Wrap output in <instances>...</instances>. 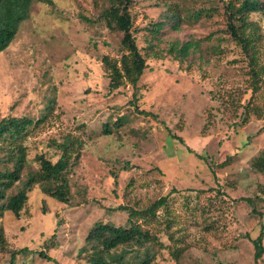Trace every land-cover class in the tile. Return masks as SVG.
Segmentation results:
<instances>
[{"label":"rangeland","instance_id":"rangeland-1","mask_svg":"<svg viewBox=\"0 0 264 264\" xmlns=\"http://www.w3.org/2000/svg\"><path fill=\"white\" fill-rule=\"evenodd\" d=\"M261 2L249 16L259 27L253 77L222 0H132L133 35L147 64L134 101L128 82L108 88L102 57L123 51L122 33L101 16L106 0L32 4L0 53V119L35 123L22 141L21 181L6 194L37 170V155L54 162L66 136L81 147L67 203L36 185L18 217L0 212V264L23 246L30 251L16 264H88L78 250L95 223L126 227L129 209L143 211L166 194L152 215L134 217L157 237L147 264H254L251 239L264 225V171L252 165L264 153ZM186 42L179 57L171 48Z\"/></svg>","mask_w":264,"mask_h":264},{"label":"trees","instance_id":"trees-1","mask_svg":"<svg viewBox=\"0 0 264 264\" xmlns=\"http://www.w3.org/2000/svg\"><path fill=\"white\" fill-rule=\"evenodd\" d=\"M35 1L51 4V0H0V53L16 38L21 23L29 18ZM131 1L106 0L108 5L102 10L101 16L109 28L117 29L122 33L120 44L123 52L117 59L104 55L102 61L108 72V88L117 89L128 82L135 88L132 93L134 101L137 99V82L147 64L133 35L134 27L129 10ZM222 3L227 31L240 45L243 53L249 57V62L253 64L252 76L256 77L258 75V70L255 68L256 42L259 37L257 33L259 27L256 21L249 20V16L261 10L263 4L261 0H222ZM171 18L179 19L176 13H172ZM161 25L160 22H156L157 29ZM173 28L176 29L177 26L173 25ZM189 47L190 44L186 42L179 46L174 45L171 49L180 57L186 54ZM135 110L141 114L148 113L138 108ZM34 124L32 119L26 116H3L0 119V150L4 152V157H0V212L10 211L16 217L20 215L28 199V192L36 185L42 193L60 202L69 201V177L76 166L81 147V143L76 139L66 136L59 144L60 156L52 162L42 154L37 155L36 159L39 163L37 170L27 171V177L22 181L21 187L14 194L7 195V190L21 181V171L26 163V146L22 141L28 127ZM102 131L108 130L102 126ZM173 137L184 144L180 136L173 135ZM187 149L192 151L188 146ZM197 156L203 158L201 154ZM252 165L255 169L264 171V153L254 157ZM167 197L168 194L160 197L149 208L140 212L129 209L126 227L95 223L85 236L78 255H82L88 264H147L155 256L152 254V247L157 237L148 229L142 228L134 217L137 214L142 217L147 214L152 215L154 208L164 204ZM242 199L251 201L250 197ZM117 208L127 210L122 205H118ZM263 238L264 225L261 226L258 235L251 239L254 264H264L261 261L264 252ZM29 251L26 246L11 250L7 264H16V256ZM39 255L54 261L42 251H39Z\"/></svg>","mask_w":264,"mask_h":264}]
</instances>
